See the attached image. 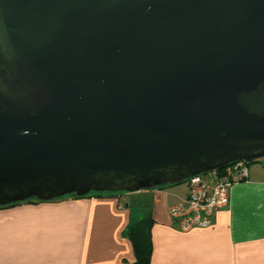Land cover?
Returning a JSON list of instances; mask_svg holds the SVG:
<instances>
[{
	"label": "water",
	"instance_id": "water-1",
	"mask_svg": "<svg viewBox=\"0 0 264 264\" xmlns=\"http://www.w3.org/2000/svg\"><path fill=\"white\" fill-rule=\"evenodd\" d=\"M261 159L264 0H0V208Z\"/></svg>",
	"mask_w": 264,
	"mask_h": 264
},
{
	"label": "crops",
	"instance_id": "crops-1",
	"mask_svg": "<svg viewBox=\"0 0 264 264\" xmlns=\"http://www.w3.org/2000/svg\"><path fill=\"white\" fill-rule=\"evenodd\" d=\"M187 195L165 187L0 208V264H135L125 232L147 217L150 264H264V159L207 229L182 233L170 218Z\"/></svg>",
	"mask_w": 264,
	"mask_h": 264
},
{
	"label": "built area",
	"instance_id": "built-area-1",
	"mask_svg": "<svg viewBox=\"0 0 264 264\" xmlns=\"http://www.w3.org/2000/svg\"><path fill=\"white\" fill-rule=\"evenodd\" d=\"M248 165L239 162L220 171L188 179L185 182L188 189L187 197L168 210L177 229L187 233L193 229L209 228L214 215L228 207L232 185L247 178Z\"/></svg>",
	"mask_w": 264,
	"mask_h": 264
},
{
	"label": "trees",
	"instance_id": "trees-1",
	"mask_svg": "<svg viewBox=\"0 0 264 264\" xmlns=\"http://www.w3.org/2000/svg\"><path fill=\"white\" fill-rule=\"evenodd\" d=\"M251 164V163H250ZM170 187V186H167ZM165 188V187H164ZM162 189V188H161ZM123 193H116V194H89L85 197L90 196H103V195H118ZM82 197V198H85ZM72 199H81L70 197ZM25 203H40V202H25ZM19 205V204H15ZM15 205H11L8 207H12ZM7 208V207H5ZM153 221L150 217H147L140 222L136 223L135 225H131L126 229V237L129 239L130 243L132 244L133 253L135 257V264H150V257H151V240H150V228Z\"/></svg>",
	"mask_w": 264,
	"mask_h": 264
},
{
	"label": "rangeland",
	"instance_id": "rangeland-1",
	"mask_svg": "<svg viewBox=\"0 0 264 264\" xmlns=\"http://www.w3.org/2000/svg\"><path fill=\"white\" fill-rule=\"evenodd\" d=\"M261 161H263V159H261ZM186 189H187V186L184 183L180 184V185L169 187V190H181L182 192H185ZM187 191H188V189H187Z\"/></svg>",
	"mask_w": 264,
	"mask_h": 264
},
{
	"label": "bare ground",
	"instance_id": "bare-ground-1",
	"mask_svg": "<svg viewBox=\"0 0 264 264\" xmlns=\"http://www.w3.org/2000/svg\"><path fill=\"white\" fill-rule=\"evenodd\" d=\"M248 164H250V163H248Z\"/></svg>",
	"mask_w": 264,
	"mask_h": 264
}]
</instances>
